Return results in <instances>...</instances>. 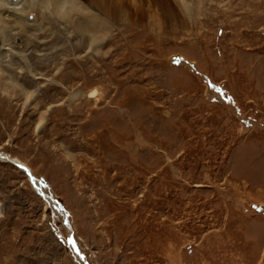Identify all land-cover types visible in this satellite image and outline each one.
I'll return each mask as SVG.
<instances>
[{
  "label": "rangeland",
  "instance_id": "obj_1",
  "mask_svg": "<svg viewBox=\"0 0 264 264\" xmlns=\"http://www.w3.org/2000/svg\"><path fill=\"white\" fill-rule=\"evenodd\" d=\"M77 1L0 53V264H264V0Z\"/></svg>",
  "mask_w": 264,
  "mask_h": 264
},
{
  "label": "bare ground",
  "instance_id": "obj_2",
  "mask_svg": "<svg viewBox=\"0 0 264 264\" xmlns=\"http://www.w3.org/2000/svg\"><path fill=\"white\" fill-rule=\"evenodd\" d=\"M75 13L78 15L79 20L74 17ZM39 14L41 15V19L44 20V24H48L50 18L59 21V23L61 22V24L63 20H66L72 25V27H74V30L77 33L82 34L84 30L82 31L80 24L77 23L76 20H78L84 26L89 22L91 17L89 12H87L77 0H0V53H2L1 51H4V53L8 51L11 52V48L5 47H14L13 39L15 38L16 32L21 34L24 32H30L27 28H30L32 24L34 25V22H29L28 20H35ZM28 15L32 18H29ZM50 24H53V22ZM5 26H8L7 28L10 29L9 31L13 33V36L10 35L11 37L7 36L9 38H4L2 30ZM89 31L91 33L89 40L93 43L95 42L94 27L90 28L89 25ZM10 32L9 34H11ZM26 37V41L29 43L32 40L30 34L26 35ZM35 128L37 129V127ZM12 161L15 163V165L23 169L30 177H32L33 174L30 171L31 169L21 162V160L15 158L12 159Z\"/></svg>",
  "mask_w": 264,
  "mask_h": 264
},
{
  "label": "crops",
  "instance_id": "obj_3",
  "mask_svg": "<svg viewBox=\"0 0 264 264\" xmlns=\"http://www.w3.org/2000/svg\"><path fill=\"white\" fill-rule=\"evenodd\" d=\"M254 149L257 151L258 153V157L261 158V159H258L257 161V164L260 165V164H263L264 163V153H263V149L262 148H258V147H254ZM261 154V155H260ZM263 155V156H262ZM254 167H255V163H254ZM257 185H264V180H260L257 182ZM259 186V189L257 193H255V197H258L259 196V192L264 195V186L260 187Z\"/></svg>",
  "mask_w": 264,
  "mask_h": 264
},
{
  "label": "water",
  "instance_id": "obj_4",
  "mask_svg": "<svg viewBox=\"0 0 264 264\" xmlns=\"http://www.w3.org/2000/svg\"><path fill=\"white\" fill-rule=\"evenodd\" d=\"M31 17V16H30Z\"/></svg>",
  "mask_w": 264,
  "mask_h": 264
}]
</instances>
